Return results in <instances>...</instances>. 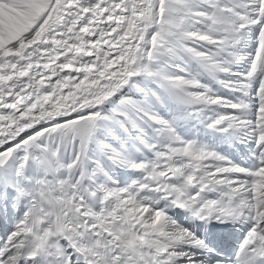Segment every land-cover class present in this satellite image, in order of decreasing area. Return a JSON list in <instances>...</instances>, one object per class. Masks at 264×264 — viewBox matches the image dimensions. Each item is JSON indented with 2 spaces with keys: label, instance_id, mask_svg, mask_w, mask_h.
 Wrapping results in <instances>:
<instances>
[{
  "label": "snow or ice",
  "instance_id": "1",
  "mask_svg": "<svg viewBox=\"0 0 264 264\" xmlns=\"http://www.w3.org/2000/svg\"><path fill=\"white\" fill-rule=\"evenodd\" d=\"M0 264H264V0H0Z\"/></svg>",
  "mask_w": 264,
  "mask_h": 264
}]
</instances>
